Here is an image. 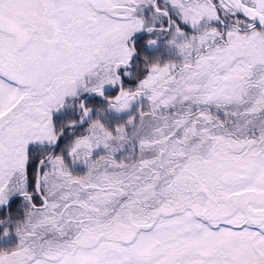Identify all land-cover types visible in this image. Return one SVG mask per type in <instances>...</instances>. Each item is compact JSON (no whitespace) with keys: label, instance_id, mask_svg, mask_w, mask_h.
Masks as SVG:
<instances>
[{"label":"snow or ice","instance_id":"6c2138e0","mask_svg":"<svg viewBox=\"0 0 264 264\" xmlns=\"http://www.w3.org/2000/svg\"><path fill=\"white\" fill-rule=\"evenodd\" d=\"M0 264H264V0H0Z\"/></svg>","mask_w":264,"mask_h":264}]
</instances>
